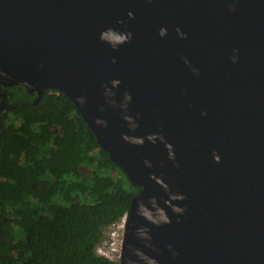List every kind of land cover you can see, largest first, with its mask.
<instances>
[{
  "label": "water",
  "instance_id": "obj_1",
  "mask_svg": "<svg viewBox=\"0 0 264 264\" xmlns=\"http://www.w3.org/2000/svg\"><path fill=\"white\" fill-rule=\"evenodd\" d=\"M0 69L140 188L120 264H264V0H0Z\"/></svg>",
  "mask_w": 264,
  "mask_h": 264
},
{
  "label": "trees",
  "instance_id": "obj_2",
  "mask_svg": "<svg viewBox=\"0 0 264 264\" xmlns=\"http://www.w3.org/2000/svg\"><path fill=\"white\" fill-rule=\"evenodd\" d=\"M0 264H120L98 254L127 216L130 184L62 93L0 84Z\"/></svg>",
  "mask_w": 264,
  "mask_h": 264
},
{
  "label": "rangeland",
  "instance_id": "obj_3",
  "mask_svg": "<svg viewBox=\"0 0 264 264\" xmlns=\"http://www.w3.org/2000/svg\"><path fill=\"white\" fill-rule=\"evenodd\" d=\"M5 76L8 78H11L10 76L0 72V83H5V84L12 83ZM20 84H23V83H20ZM24 85L29 87L30 89H32L27 84H24ZM123 226H124V223L121 222L118 225L112 226V227H110L104 231L103 238L101 240V243L98 246V253L99 254H101V255L104 254V255L109 256L110 258H112L114 260H119L118 258L120 255L121 246L124 243L123 242V240H124V227ZM123 246H124V244H123Z\"/></svg>",
  "mask_w": 264,
  "mask_h": 264
},
{
  "label": "flooded vegetation",
  "instance_id": "obj_4",
  "mask_svg": "<svg viewBox=\"0 0 264 264\" xmlns=\"http://www.w3.org/2000/svg\"><path fill=\"white\" fill-rule=\"evenodd\" d=\"M2 84H5V83H2ZM12 108H13L12 106H9L7 104L6 96L3 93H0V140L2 139L3 133H4V125L2 124L3 116L5 112H7L8 110Z\"/></svg>",
  "mask_w": 264,
  "mask_h": 264
},
{
  "label": "built area",
  "instance_id": "obj_5",
  "mask_svg": "<svg viewBox=\"0 0 264 264\" xmlns=\"http://www.w3.org/2000/svg\"><path fill=\"white\" fill-rule=\"evenodd\" d=\"M126 218H127V216L121 221V222H123L124 223V237H125V229H126ZM123 242H124V240H123ZM124 244V243H123ZM123 244H122V246H123ZM122 246H121V251H120V255H119V260H114V259H112V258H110L109 256H106V255H104V254H99V255H101V256H103V257H106V258H108V259H110V260H113V261H120L121 260V254H122ZM98 251V250H97Z\"/></svg>",
  "mask_w": 264,
  "mask_h": 264
},
{
  "label": "bare ground",
  "instance_id": "obj_6",
  "mask_svg": "<svg viewBox=\"0 0 264 264\" xmlns=\"http://www.w3.org/2000/svg\"><path fill=\"white\" fill-rule=\"evenodd\" d=\"M0 72L1 73H3V74H6V75H8V76H10L13 80H17V78L16 77H14V76H12V75H10L8 72H6L5 70H3V69H0ZM126 230V229H125ZM123 247L124 246H122V253H123ZM121 260H122V254H121Z\"/></svg>",
  "mask_w": 264,
  "mask_h": 264
}]
</instances>
